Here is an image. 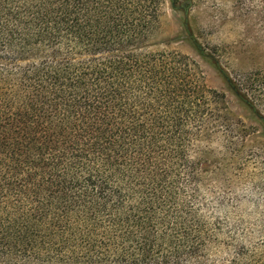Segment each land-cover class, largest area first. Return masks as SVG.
Wrapping results in <instances>:
<instances>
[{"label":"trees","instance_id":"trees-1","mask_svg":"<svg viewBox=\"0 0 264 264\" xmlns=\"http://www.w3.org/2000/svg\"><path fill=\"white\" fill-rule=\"evenodd\" d=\"M162 5L0 0V264H264V209L208 207L264 168V117L194 37L258 135L195 60L153 50Z\"/></svg>","mask_w":264,"mask_h":264},{"label":"rangeland","instance_id":"rangeland-1","mask_svg":"<svg viewBox=\"0 0 264 264\" xmlns=\"http://www.w3.org/2000/svg\"><path fill=\"white\" fill-rule=\"evenodd\" d=\"M181 2L184 8L189 5L187 19L191 34L185 28L184 13L173 9L170 0H163L158 22L150 38L155 45L153 50L177 51L195 60L205 87L223 93L228 100L230 115L241 119L250 128V133H254L252 135H258L261 129L251 119L250 110L241 107L226 90L214 63L201 58L188 37H194L203 48L217 57L220 66L246 88L257 111L264 117V0ZM235 173L230 175L233 176V187ZM237 174V192H229L224 209L219 210L216 199L208 197V207L213 216L230 219L236 212L251 215L264 209V168L258 162L253 164L249 161L242 166V170L238 169ZM234 196L244 200L237 211L231 203ZM258 203L260 207L256 209Z\"/></svg>","mask_w":264,"mask_h":264}]
</instances>
